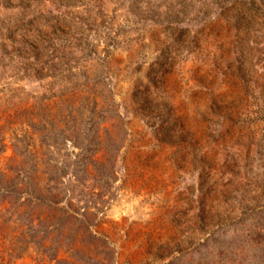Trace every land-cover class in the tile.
<instances>
[{
	"label": "rangeland",
	"instance_id": "374dc122",
	"mask_svg": "<svg viewBox=\"0 0 264 264\" xmlns=\"http://www.w3.org/2000/svg\"><path fill=\"white\" fill-rule=\"evenodd\" d=\"M0 243L264 264V0H0Z\"/></svg>",
	"mask_w": 264,
	"mask_h": 264
},
{
	"label": "trees",
	"instance_id": "16d2710c",
	"mask_svg": "<svg viewBox=\"0 0 264 264\" xmlns=\"http://www.w3.org/2000/svg\"><path fill=\"white\" fill-rule=\"evenodd\" d=\"M4 175V174H3ZM3 188V192H6V194H12L13 193V190H14V186L12 185V186H7V189H4V187H2ZM27 194L29 195V197H30V200H32V199H34V200H38V199H40L41 197H39V195H36V193H34V191H32V190H30V191H27ZM29 200V199H28ZM6 209V208H5ZM13 215H14V212L13 211H11V212H8V216H9V218L11 219L12 217H13ZM31 220V219H30ZM32 221V220H31ZM0 245L1 246H3V244L2 243H0ZM52 259H54L55 260V264H58L60 261H61V264H70L67 260H58V259H56L55 257H52Z\"/></svg>",
	"mask_w": 264,
	"mask_h": 264
}]
</instances>
